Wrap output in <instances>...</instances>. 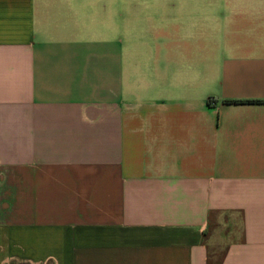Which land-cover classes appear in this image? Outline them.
I'll return each mask as SVG.
<instances>
[{"label": "crops", "instance_id": "1", "mask_svg": "<svg viewBox=\"0 0 264 264\" xmlns=\"http://www.w3.org/2000/svg\"><path fill=\"white\" fill-rule=\"evenodd\" d=\"M0 264H264V0H0Z\"/></svg>", "mask_w": 264, "mask_h": 264}, {"label": "rangeland", "instance_id": "2", "mask_svg": "<svg viewBox=\"0 0 264 264\" xmlns=\"http://www.w3.org/2000/svg\"><path fill=\"white\" fill-rule=\"evenodd\" d=\"M220 248V247H219ZM218 261V258L216 259Z\"/></svg>", "mask_w": 264, "mask_h": 264}]
</instances>
